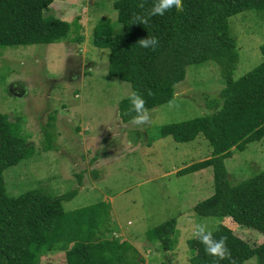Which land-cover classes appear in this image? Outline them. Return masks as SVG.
Here are the masks:
<instances>
[{"label": "rangeland", "instance_id": "rangeland-1", "mask_svg": "<svg viewBox=\"0 0 264 264\" xmlns=\"http://www.w3.org/2000/svg\"><path fill=\"white\" fill-rule=\"evenodd\" d=\"M113 1L53 0L43 11L66 21L78 16L83 36L79 43L65 37L50 43L0 45V112L15 121L34 149L31 156L2 170L6 193L14 196L41 188L57 195L76 189L61 202L64 211L108 203L113 220L100 237L131 239L142 264H189L186 240L196 223L211 228L225 224L250 245L258 244L263 236L257 231L228 217L199 216L192 210L212 192L211 168L182 175L176 171L208 157L207 141L200 134L187 142L159 135L161 125L209 111L205 99L215 97L223 85L218 64L207 60L187 65L170 99L179 107L170 108L169 100L151 108L152 122L144 131L137 130L122 121L116 109L130 93L129 83L106 74L108 48L91 42L96 22L119 29ZM227 25L238 52L231 74L235 79L261 61L264 15L243 10L229 16ZM45 131L49 149L43 148ZM231 151L223 159L230 183L264 168V135L241 151ZM171 217L172 247L163 249L146 232ZM62 250L44 251L38 264H63ZM242 264L258 263L252 255Z\"/></svg>", "mask_w": 264, "mask_h": 264}, {"label": "trees", "instance_id": "trees-1", "mask_svg": "<svg viewBox=\"0 0 264 264\" xmlns=\"http://www.w3.org/2000/svg\"><path fill=\"white\" fill-rule=\"evenodd\" d=\"M52 1L0 0V45L50 43L65 37L81 42L78 16L66 21L43 14ZM139 2H112L115 21L120 25L117 31L103 22H96L92 28V44L108 48L106 74L128 82L130 92L141 93L145 106L151 109L171 99L173 86L183 79L187 65L207 60L218 64L223 85L215 97L205 99L209 111L161 125L159 135L187 142L200 134L207 141L208 157L176 171V175H182L211 168L212 192L197 201L192 210L199 216L228 217L260 233L262 241L250 245L225 224L218 223L213 228L216 239L227 238L235 264H242L252 255L258 264H264V168L230 183L223 164L232 148L241 151L264 135V41L259 44L261 61L232 79L238 52L227 25L229 16L243 10L264 15V0H182L184 11L154 16L147 26L131 22L134 14L146 15L154 0H145L144 9L137 7ZM148 35L159 40L155 52L137 44ZM149 90L152 96H148ZM129 94L116 105L122 121L130 119L124 114L129 108ZM44 137L43 148L49 149L47 131ZM33 152L15 121L0 112V264H38L44 251L59 248L63 249V264H142V258H137L127 240L100 237L110 230L108 203L97 201L64 211L61 202L76 189L57 195L41 188L14 196L6 193L2 170ZM174 226L175 218H168L150 228L146 237L168 249L172 247ZM186 244L191 251L189 264H216L198 240L191 236ZM219 264H229V260Z\"/></svg>", "mask_w": 264, "mask_h": 264}, {"label": "clouds", "instance_id": "clouds-1", "mask_svg": "<svg viewBox=\"0 0 264 264\" xmlns=\"http://www.w3.org/2000/svg\"><path fill=\"white\" fill-rule=\"evenodd\" d=\"M137 7L144 9L145 0H140ZM172 10L178 12L184 11L182 0H154L146 15L134 14L131 24L147 26L152 17L163 16ZM137 44L141 48L155 52L159 47V40L155 36L148 35L146 38L139 39ZM147 94L148 96L153 95L151 90ZM127 99L129 101V108L124 114L129 116V123L134 125L137 130L144 131L152 122V110L145 106L146 100L144 96L137 91H131ZM169 107L178 108L179 105L175 100H170ZM215 231L208 223H196L193 226L192 238L198 240L204 246L205 253L214 257L216 264L224 260H229V264H235V261L231 257L230 249L227 246V238L221 236L219 239H216Z\"/></svg>", "mask_w": 264, "mask_h": 264}, {"label": "crops", "instance_id": "crops-1", "mask_svg": "<svg viewBox=\"0 0 264 264\" xmlns=\"http://www.w3.org/2000/svg\"><path fill=\"white\" fill-rule=\"evenodd\" d=\"M111 220H113V219H110V221H111ZM120 240H121V239H120ZM127 241L130 243V242H131V239H130V240L128 239ZM130 244H131V243H130Z\"/></svg>", "mask_w": 264, "mask_h": 264}, {"label": "water", "instance_id": "water-1", "mask_svg": "<svg viewBox=\"0 0 264 264\" xmlns=\"http://www.w3.org/2000/svg\"><path fill=\"white\" fill-rule=\"evenodd\" d=\"M16 87H18V86H16ZM8 89L11 90L10 86H8Z\"/></svg>", "mask_w": 264, "mask_h": 264}]
</instances>
